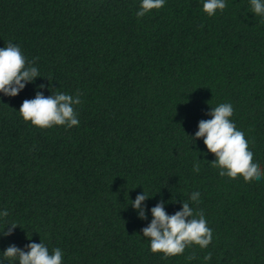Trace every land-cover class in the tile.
Segmentation results:
<instances>
[{
	"label": "trees",
	"instance_id": "1",
	"mask_svg": "<svg viewBox=\"0 0 264 264\" xmlns=\"http://www.w3.org/2000/svg\"><path fill=\"white\" fill-rule=\"evenodd\" d=\"M0 264H264V0H0Z\"/></svg>",
	"mask_w": 264,
	"mask_h": 264
}]
</instances>
